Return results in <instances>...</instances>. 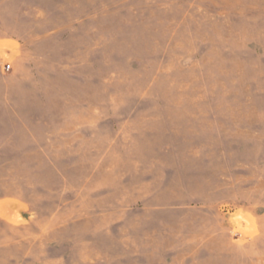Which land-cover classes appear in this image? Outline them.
Wrapping results in <instances>:
<instances>
[{
    "label": "rangeland",
    "instance_id": "374dc122",
    "mask_svg": "<svg viewBox=\"0 0 264 264\" xmlns=\"http://www.w3.org/2000/svg\"><path fill=\"white\" fill-rule=\"evenodd\" d=\"M0 264H264V0H0Z\"/></svg>",
    "mask_w": 264,
    "mask_h": 264
},
{
    "label": "built area",
    "instance_id": "2783aa9c",
    "mask_svg": "<svg viewBox=\"0 0 264 264\" xmlns=\"http://www.w3.org/2000/svg\"><path fill=\"white\" fill-rule=\"evenodd\" d=\"M4 69H7L8 71L11 69V66L10 65H8V66H6Z\"/></svg>",
    "mask_w": 264,
    "mask_h": 264
}]
</instances>
